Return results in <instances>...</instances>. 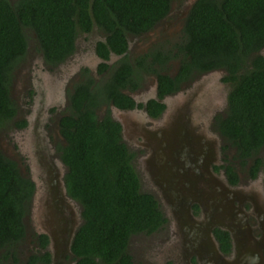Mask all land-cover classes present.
<instances>
[{"label":"trees","instance_id":"obj_1","mask_svg":"<svg viewBox=\"0 0 264 264\" xmlns=\"http://www.w3.org/2000/svg\"><path fill=\"white\" fill-rule=\"evenodd\" d=\"M168 7L169 0H0V128L16 111L10 84L13 68L27 49L25 27L34 32L49 61L68 55L76 28L88 30L92 22L108 31V44L120 53L126 48L125 30L147 28ZM183 31L175 81L191 70L225 69L231 88L226 116L217 117L219 131L241 157L257 154L264 149V58L259 53L264 46V0H197ZM99 47L106 52L105 45ZM247 60L251 66L244 69ZM131 70L123 62L117 82ZM158 80L161 87L174 83L166 75L158 74ZM109 97L115 104L126 99L116 87ZM70 100L76 112L61 119L67 139L62 160L68 167L67 194L81 208L82 223L71 243L76 264H130V236L156 231L166 218L154 195L141 190L132 155L120 141L119 124L109 117L96 118L87 87L77 86ZM230 175L235 181V174ZM32 192L33 183L0 150V264L17 262L7 248L24 236L23 217ZM215 235L221 249L228 251V233L217 228ZM10 256L12 261L6 262ZM36 260L48 261V253L31 256L29 263Z\"/></svg>","mask_w":264,"mask_h":264},{"label":"flooded vegetation","instance_id":"obj_2","mask_svg":"<svg viewBox=\"0 0 264 264\" xmlns=\"http://www.w3.org/2000/svg\"><path fill=\"white\" fill-rule=\"evenodd\" d=\"M8 1L13 4L15 0ZM196 1L169 0L167 12L150 26L138 32L125 30L123 38L126 48L120 53L114 52L108 44V31L92 22L88 30L76 28L73 49L68 55L59 61H49L44 57L32 31L33 43L31 39L27 40L26 52L13 68L10 95L14 97V92L18 93L22 106L19 108L15 103V114L8 120L12 123L13 135L8 137L10 145L7 150L1 151L16 163L21 175L33 183L28 207L32 208L34 205L39 190L46 193L48 191L50 194L52 191L59 199L63 198L60 206L67 218L64 222L65 227L63 223L58 226L61 223L59 222L52 225L49 233H45L42 231V225L39 226L36 216L32 218L31 215L32 220L28 225L27 213L24 215V236L12 245L17 246L20 241L26 240L24 253L28 256L24 264H30L31 256L40 257L45 253H48V261L36 260L32 264H76L78 260L71 250V243L82 223L81 208L79 203L67 194L65 187L68 167L62 160V154L67 146V139L62 133L61 126L63 117L74 115L76 112L70 98L77 86L87 87L93 95L95 105L92 109L98 120L109 117L119 124L120 141L132 155L131 163L134 170L137 173L140 171V175L156 195L158 194L155 176L149 171H170L173 162L168 157L174 151H169V147L160 146L162 142L171 139L168 135L156 137L155 134L166 132L170 123L171 107L175 103L181 98H186L188 102L192 100L187 116L190 114L193 121L197 122L194 130H200L199 139L214 142L217 151V162L210 165V170L230 191L232 190L231 196H236L233 204L245 214L242 227L248 231L252 253L257 251L261 256L259 264H264V149H259L257 154L252 156L241 157L236 147L219 131L217 117L226 116L227 94L231 88V81L224 79L228 73L225 69L218 68L223 71L222 78L217 82L221 88L215 95L219 99L213 103L209 102L207 94L198 99L196 91L202 85V77L214 69L202 72L191 70L184 79L175 81L182 60L177 45L184 41L185 22ZM83 41L86 42V49L79 51L77 57L79 43ZM101 43L105 45L106 52L99 47ZM260 51L264 58V46ZM123 62L130 64L132 70L118 83L116 76ZM158 74L166 75L174 83L170 87H161ZM55 87H59V98L52 95ZM114 87L118 93L126 97L125 102L115 104L109 97ZM41 102L45 105L42 108ZM25 133L31 134L30 140L33 141L29 145L31 151L24 154L19 140L23 139ZM159 137L163 140L157 146ZM203 149H206V146H203ZM15 153L17 156L11 158L10 155ZM161 154L166 157L161 159ZM228 169L231 170L228 172ZM21 171L27 173L35 171V176L28 177ZM230 172L235 174V181H231ZM66 200L68 203H65ZM159 204L164 207L165 214H169L167 221L174 222L169 206L162 202ZM190 214L200 218V208L196 203L190 206ZM170 228L172 235L175 234L177 237V231L172 232V225ZM217 228L211 229L216 248L222 258H232L234 248L229 233L221 229L229 236V249L223 251L215 235ZM53 239H57L58 242H53ZM174 241L173 237L170 239L169 234L163 241H154L153 246L156 247L151 253L153 264H199L195 254L182 253L174 256V247L171 245ZM128 250L127 244V253L131 257L130 264H135L133 252ZM10 251L17 254L13 247ZM11 257L6 262H11ZM246 263L244 261V264Z\"/></svg>","mask_w":264,"mask_h":264},{"label":"water","instance_id":"obj_3","mask_svg":"<svg viewBox=\"0 0 264 264\" xmlns=\"http://www.w3.org/2000/svg\"><path fill=\"white\" fill-rule=\"evenodd\" d=\"M222 73V70H211L203 80L218 77ZM195 100L196 98L193 102ZM191 101L181 98L175 103L171 107L170 123L166 132L155 134L156 137L168 135L171 138L161 143L163 139L159 137L156 143L157 146L161 143L160 146L174 151L168 157L173 162L171 170L149 171L155 176L157 196L164 205L169 206L176 223L172 222V232L177 231V237L172 235L175 239L171 243L174 247L173 254H195L199 264H244V261L246 264H259L261 256L257 251L252 253L248 231L242 227L245 214L233 204L236 196L232 197V190L210 170V165L217 162L214 142L199 139L200 130H194L197 122L193 121L190 114L187 116V110L192 106ZM161 156V159L166 157L163 154ZM62 200L63 198L59 199L52 191L51 194L42 190L37 193L34 211L43 232L49 233L52 225L59 222L61 223L58 226L63 223L65 227L67 215L60 206ZM194 203L200 208V218L190 214V206ZM213 227L229 233L234 248L232 258L221 257L211 234ZM54 241L58 242L57 239H53Z\"/></svg>","mask_w":264,"mask_h":264},{"label":"rangeland","instance_id":"obj_4","mask_svg":"<svg viewBox=\"0 0 264 264\" xmlns=\"http://www.w3.org/2000/svg\"><path fill=\"white\" fill-rule=\"evenodd\" d=\"M24 33L26 35V39L27 40L31 39V41L33 43V37H32L33 32H32V30L29 28L28 29L24 28ZM85 49H86V42H84V41L80 42L79 43V50L76 54L77 57L79 55V51L81 52L82 50H85ZM259 53H260V51H259ZM263 54H264V52H263ZM17 64H16V66H17ZM249 65H250V63L247 60L245 62V65H244V69L249 68ZM221 76H222V74H220L218 77H213V78H210L207 80H203L204 79V76H203L201 79L202 85L196 91V95H197L198 99L201 98V96L203 94L208 95L207 99L209 100L210 103H213L214 101L219 99V97L216 98L215 95H216V93L219 92V90L221 88V86H218V83H217L218 80L220 78H222ZM46 78H50V77L46 76ZM54 78H56V77H54ZM12 85H13V80L10 84V90L12 89ZM48 87H50V86H48ZM13 92H14V88H13ZM60 93H61V89H60ZM14 95L15 96L12 97L14 102L18 105L19 108H21L22 103H20V101H22V100H21L20 95H18V93H16V92H14ZM45 95L47 98L46 101H48L49 99L47 97V94H45ZM52 95L54 98H57V97L59 98V87L54 88V90L52 91ZM43 103L44 102H41V104H42L41 108L45 106ZM11 135H13L12 123H11V121H6L0 128V144H1L0 150H3V151L7 150L8 146L10 145V143L8 142L9 141L8 137H10ZM30 139H31V134L25 133L23 139L20 138V140H19L20 148L22 149L24 154L28 153V151H31L29 149V145H30V142H32L33 140H30ZM3 151H1V152L3 153ZM18 154H19V151H18ZM13 156H17V154L15 153V155H13V154L10 155L11 158ZM21 172L23 175H27L28 177H31V178L33 176H35V171H29L28 173H27V171H21ZM139 172H138V176L140 179L141 190H143L145 192H150L153 195H156L154 193V191L152 190V187L147 184V182L143 179L142 175H140ZM156 199L159 203H161L160 199L157 195H156ZM159 205H160V209L162 210V212L164 213V216L166 218V221L163 223L162 227L159 228L154 233H151V234H143V233L135 234V235H132L129 239V242H128V249L129 250L128 251L133 252V257L135 258L134 261H136L135 264H153V261L151 260V253L153 252L154 248L156 247V246H153L154 241L155 240L163 241V239H165L167 234L170 235V239L172 237V233L170 232L171 231L170 226L172 225V222L169 220L167 221L169 214H167V213L165 214L164 207L161 204H159ZM34 210H35L34 205L32 206V208L28 207V210L26 212L27 217H28V223H27L28 225L30 224V222L32 220V219H30L31 215H32V218H34L36 216V213ZM28 211H29V213H28ZM25 241L26 240L20 241L17 244V246L16 245L12 246L15 253H17V254H15V256L17 257L16 264H24V262H25L24 260L28 256L27 254L24 253V250L26 248L24 245ZM12 247L7 248V250L9 249V251H10L12 249ZM1 251H2V253H5L6 249L3 248V249H1ZM100 264H102V262Z\"/></svg>","mask_w":264,"mask_h":264}]
</instances>
